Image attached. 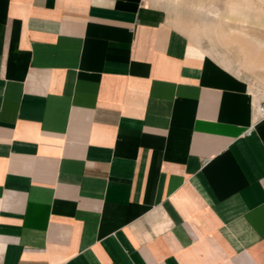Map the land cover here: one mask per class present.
Here are the masks:
<instances>
[{"label":"crops","instance_id":"1","mask_svg":"<svg viewBox=\"0 0 264 264\" xmlns=\"http://www.w3.org/2000/svg\"><path fill=\"white\" fill-rule=\"evenodd\" d=\"M149 0H0V264H264V118Z\"/></svg>","mask_w":264,"mask_h":264},{"label":"rangeland","instance_id":"2","mask_svg":"<svg viewBox=\"0 0 264 264\" xmlns=\"http://www.w3.org/2000/svg\"><path fill=\"white\" fill-rule=\"evenodd\" d=\"M149 3L172 26L264 96V43H260L264 42V0H149ZM255 54L261 55L259 63Z\"/></svg>","mask_w":264,"mask_h":264},{"label":"built area","instance_id":"3","mask_svg":"<svg viewBox=\"0 0 264 264\" xmlns=\"http://www.w3.org/2000/svg\"><path fill=\"white\" fill-rule=\"evenodd\" d=\"M256 109L259 113V117L264 118V96L261 100L256 101Z\"/></svg>","mask_w":264,"mask_h":264},{"label":"bare ground","instance_id":"4","mask_svg":"<svg viewBox=\"0 0 264 264\" xmlns=\"http://www.w3.org/2000/svg\"><path fill=\"white\" fill-rule=\"evenodd\" d=\"M261 44L262 43H264V42H260ZM247 44V43H246ZM242 46L244 47V46H246L244 43H242ZM246 49V48H245ZM249 52H250V50H248ZM246 53H247V51H245ZM253 52H254V50H253ZM252 52V54H253V56H254V53ZM248 56H249V54H248ZM252 56V55H251ZM250 56V57H251ZM261 55H259V54H255V59H256V61H257V63H259V61H260V59H261V57H260ZM252 58V57H251ZM255 59H251L250 61L251 62H253Z\"/></svg>","mask_w":264,"mask_h":264}]
</instances>
